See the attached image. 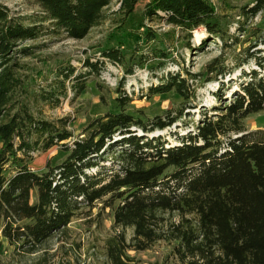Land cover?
Wrapping results in <instances>:
<instances>
[{"label": "trees", "instance_id": "1", "mask_svg": "<svg viewBox=\"0 0 264 264\" xmlns=\"http://www.w3.org/2000/svg\"><path fill=\"white\" fill-rule=\"evenodd\" d=\"M35 1L45 16L31 24L0 2V230L9 243L34 253L67 229L80 208L109 196L112 205L117 203L116 223L134 229L138 247L174 243L180 264H264V129L246 125L247 118L264 111V56L256 49L260 44L246 50L257 68L245 71L231 94L223 84L217 92L220 104L203 114L196 131L178 137L177 145L148 133L183 119L195 107L190 103L197 95L194 83L211 81V74H230L225 62L219 57L209 63L206 76L187 69L163 76L152 94L174 91L184 104L175 114L143 120L125 110L131 101L121 93L126 78L134 74V66L166 61L171 54L153 49L146 55L137 49L131 66L125 44L101 48L100 59L89 60L88 66L98 71V65L110 62L125 70L117 98L121 111L95 119L85 137L75 138L63 121L34 112L32 101H52L57 89H33L23 59L34 51L21 45L45 33L46 21L53 22L54 33L83 39L112 0ZM138 2L120 0L121 23L135 13ZM242 9L245 16H260L264 0H249ZM144 14L180 30L190 50L199 28L208 33L200 49L216 37L228 45L227 26L213 0H151ZM155 33L149 28L146 40L155 39ZM157 64L161 69L166 62ZM68 69L61 75L73 72ZM57 145H63L67 158L46 172L34 171L35 154ZM109 258L112 264H131L119 243L109 245ZM0 264H6L1 247Z\"/></svg>", "mask_w": 264, "mask_h": 264}, {"label": "rangeland", "instance_id": "2", "mask_svg": "<svg viewBox=\"0 0 264 264\" xmlns=\"http://www.w3.org/2000/svg\"><path fill=\"white\" fill-rule=\"evenodd\" d=\"M150 1L138 2L135 13L127 22L121 23L120 0H112L104 9L102 20L83 39L69 38L64 32L54 33L53 22L46 21L43 25L45 33L38 39L22 43L21 47H31L34 51L33 55L23 59V64L28 68L29 84L37 90L57 89L52 101H32L37 116L63 121L74 132L75 138H83L87 127L95 119L121 111L117 98L121 96L118 88L126 76L125 70L110 62L98 65V71L88 66L89 60L96 62L100 59L101 48L125 44L124 50L128 53L131 66L135 65L133 54L137 49L146 55L153 49L171 54L166 61L158 59L145 66H134V74L126 78L121 93L130 96L131 101L125 110L143 120L175 114L184 104L183 98L174 91L152 94V87L159 86L163 76L182 69L206 76L207 65L221 57V62H225L231 73L224 77L211 74L208 77L211 81H196L197 95L190 101L195 107L188 109L184 118L171 127L148 133L150 138L161 136L169 145H177L178 137L196 131L203 114L220 104L217 92L223 84L229 87L227 91L231 94L239 89L244 72L257 68L255 59H249L246 50L259 43L256 49L262 50L264 56V43L261 42L264 39V13L257 17L245 16L242 8L249 0H213L217 11L224 17L228 45L216 37L200 49L208 33L204 28H199L191 40L195 47L193 50L187 47L185 34L173 25L157 17H145V9ZM0 2L10 8L13 16L23 19L25 24L42 21L45 16L35 0ZM149 28L156 32L155 39L151 41L146 40ZM158 62H166V65L160 69ZM64 69L73 72L61 75ZM81 86H84L83 89H80ZM246 125L250 130L264 129V111L247 118ZM139 133L143 134L141 130ZM67 156L63 145H57L47 152L36 153L31 167L43 173L49 165L56 166ZM37 196L35 191L34 202ZM108 199L109 196L95 201L92 206L80 208L67 229L57 233L34 253L19 249V245H11L0 230L3 260L6 264H112L109 245L119 243L124 249L125 260L131 264H180L174 243L159 241L145 248L138 247L134 241V229L116 223L117 203L112 205Z\"/></svg>", "mask_w": 264, "mask_h": 264}, {"label": "bare ground", "instance_id": "3", "mask_svg": "<svg viewBox=\"0 0 264 264\" xmlns=\"http://www.w3.org/2000/svg\"><path fill=\"white\" fill-rule=\"evenodd\" d=\"M140 1H144V0H139V2H140ZM198 39H199V41L201 40V38H200V37H198Z\"/></svg>", "mask_w": 264, "mask_h": 264}]
</instances>
